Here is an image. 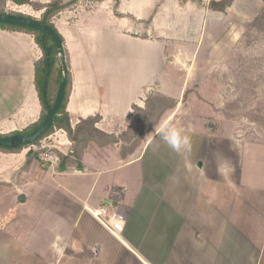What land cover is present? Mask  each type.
<instances>
[{"label":"crops","instance_id":"0c3cea01","mask_svg":"<svg viewBox=\"0 0 264 264\" xmlns=\"http://www.w3.org/2000/svg\"><path fill=\"white\" fill-rule=\"evenodd\" d=\"M29 35L0 29V122L33 116L24 75ZM91 76L92 86L72 88L70 120L96 118L98 130L120 141L151 89L129 75L108 84L100 72ZM208 127L186 134L190 151L177 153L160 131L149 132L136 154L112 148L121 142H91L79 166L34 178L28 165L21 180L0 181V264H264V138L215 136ZM103 207L123 216L121 233L91 215Z\"/></svg>","mask_w":264,"mask_h":264},{"label":"rangeland","instance_id":"374dc122","mask_svg":"<svg viewBox=\"0 0 264 264\" xmlns=\"http://www.w3.org/2000/svg\"><path fill=\"white\" fill-rule=\"evenodd\" d=\"M29 1L45 6L54 0ZM209 1L190 0L181 7L177 0H120L114 12L112 0H62L69 5L51 21L64 39L72 80L70 95L75 83L92 86L95 78L91 73L100 72L102 83L108 84L109 79L121 74L129 75L137 80L139 88L150 87L145 99L161 95L168 99V106L171 101L177 102L162 116V105L156 103L153 112L136 119L120 135L117 141L121 143L112 147L114 150L139 152L151 137L141 136L143 128L159 116L150 133L160 131L165 124L181 128L185 134L205 133L212 124L215 136L264 138V0H235L225 13L209 11ZM0 11L41 21L45 9L36 11L27 4L0 0ZM255 18L261 19L254 23ZM26 39V59L32 62H27L24 75L27 88L32 86L27 93L33 116L27 114L22 123L19 117L11 118L14 123L1 121L0 134L5 136L25 131L46 114L34 82L35 63L43 52L33 36ZM2 84L0 81V119L5 116L1 108L6 90ZM18 101L15 94L9 104L14 107ZM80 123L70 120L74 132ZM73 138L76 139L74 134L69 136L56 128L20 152L2 151L0 181L21 180L23 166L28 165L32 166L34 178H43V171L53 166H79L78 155L91 142L81 135L78 140ZM61 155L70 158L64 165ZM52 157L60 161L48 162Z\"/></svg>","mask_w":264,"mask_h":264},{"label":"trees","instance_id":"16d2710c","mask_svg":"<svg viewBox=\"0 0 264 264\" xmlns=\"http://www.w3.org/2000/svg\"><path fill=\"white\" fill-rule=\"evenodd\" d=\"M12 1L14 3H16L17 5H25V4L30 5L36 11H40L43 8L45 9V11L42 15L41 22H44L47 25H49L50 27H52L53 29H55L56 33L59 35V37L62 40L63 54H64V58H65L66 49H65V45H64V39L60 35L58 30L55 28L51 19L55 14L61 12L69 4H63L62 0H54L52 3H49L45 6H41L38 3L36 4V3L30 2L29 0H12ZM96 1L97 2H105L107 0H96ZM112 1L114 2V12H117L119 5H120V0H112ZM177 1L179 2L180 5L184 6L190 0H177ZM234 1L235 0H219V1L211 0L207 5V9L209 11H212V12L225 13ZM0 14H6V12L0 11ZM116 14H118V13H116ZM18 15L24 16L22 14H18ZM28 18H31V17H28ZM260 19L261 18H255L253 22L258 23V21H260ZM0 29L25 32V33L32 35L34 37L36 44L38 45V47L43 52V57L35 63V77H34L35 79H34V82H35V88H36V91L38 94V98H39L41 107L44 110V112H46V114H42L40 119L36 123H34L32 126H30L28 129H26L25 131L15 133V134L28 135V134H31L34 131H36L44 123L45 117L47 115V107L44 104V98H43V86H44V82L46 80L48 81V92H47L48 104L50 106H53L55 101H56L58 90H59V87L61 84V75H62L61 63H60V60L58 59V53H57V50H56V47H55L53 41L49 38H46L42 41V33L38 32V31H34L32 29L25 28V27H19V26H15V25H6V24H0ZM48 49H50V51H51V71H50V75L47 77L46 76V57H47V50ZM67 63L68 62L66 61V65L68 68V73H67L68 83H67L66 95H65L63 104L56 114V117L53 121V125H52L51 129L46 134H44L38 141H36L33 145H36L43 138L50 135L54 131V129H56V128L66 131L69 136H72V134H74L76 136V139L73 138V140L74 139L78 140L77 139L78 136L81 135V137H83L85 141L88 139L89 143L95 142L101 147L117 143L118 142L117 139L103 133L102 131H100L96 128V123H97L96 118H89L87 120L81 121V123L75 128V132L73 131L71 124H70V117H69V114L67 112V105H68L69 97H70V86L72 84L71 74H70L69 66ZM167 100L168 99H166L165 97H163L161 95L151 96V97L147 98V100L145 102V108L144 109L134 107L133 108L134 112L132 114H130V117H129L131 120L130 128L136 122V119L138 120V118L142 117V116L146 117L151 112H153V110L156 107V103H159L160 105H162V108H160V110H161L160 115L161 116L166 110L173 109L176 107L177 102L171 101L169 106H168L167 102H166ZM161 116H159V118L152 125H148L147 127L143 128L141 136L146 135L149 132H151V129L156 127V125L158 124ZM81 124H84V125L81 126ZM0 136H5V135L0 134ZM26 147H30V146L23 145V146H21L17 149H14V150L0 148V151L6 152V153H17ZM86 148H87V144H85L83 146V150L81 151V153H79L78 158H77V156L75 158L80 160L81 154L86 150ZM129 152H133V150H129ZM126 154H127L126 151H124L122 154L123 157H125ZM69 160H70L69 157H65V156L61 155V164L64 165ZM63 167H66V166H63Z\"/></svg>","mask_w":264,"mask_h":264},{"label":"water","instance_id":"95a60500","mask_svg":"<svg viewBox=\"0 0 264 264\" xmlns=\"http://www.w3.org/2000/svg\"><path fill=\"white\" fill-rule=\"evenodd\" d=\"M0 24L15 25L19 27L32 29L34 31H38L42 33V41L46 38L51 39L56 47L58 58L60 60L61 68H62L61 84L58 90L56 101L53 106H50L47 101L48 81L46 80L44 82L43 98H44V104L47 107V115L45 117L44 123L36 131L28 135L12 134L9 136H0V148L14 150L23 145L33 146V144L36 141H38L44 134H46L51 129L56 114L61 108L66 95V88L68 83V79H67L68 68L63 54L62 40L59 37V35L56 33L55 29H53L46 23L38 21L34 18H28L27 16H21L13 13L10 14L6 13V14H0ZM50 71H51V51L50 49H48L47 57H46L47 77L50 75ZM208 129L209 131H212L213 125L210 124ZM199 166H201V164H199ZM60 170L64 171L63 168H61ZM24 200L25 199L22 196L20 198V201H24Z\"/></svg>","mask_w":264,"mask_h":264},{"label":"built area","instance_id":"2783aa9c","mask_svg":"<svg viewBox=\"0 0 264 264\" xmlns=\"http://www.w3.org/2000/svg\"><path fill=\"white\" fill-rule=\"evenodd\" d=\"M45 147H43L44 149ZM55 159V161L53 160ZM48 162H51L52 164H57L59 160L58 157H52L50 159H47ZM91 212V211H90ZM91 215L104 227L109 229L111 232L115 233H121L124 228V218L119 212H111L107 210L106 208H101L99 210H96L95 212H91Z\"/></svg>","mask_w":264,"mask_h":264},{"label":"clouds","instance_id":"9594fccd","mask_svg":"<svg viewBox=\"0 0 264 264\" xmlns=\"http://www.w3.org/2000/svg\"><path fill=\"white\" fill-rule=\"evenodd\" d=\"M164 141L177 153L190 151L191 138L181 128L163 125L161 130ZM150 135V134H149Z\"/></svg>","mask_w":264,"mask_h":264},{"label":"flooded vegetation","instance_id":"af4514ba","mask_svg":"<svg viewBox=\"0 0 264 264\" xmlns=\"http://www.w3.org/2000/svg\"><path fill=\"white\" fill-rule=\"evenodd\" d=\"M15 134V133H14Z\"/></svg>","mask_w":264,"mask_h":264}]
</instances>
